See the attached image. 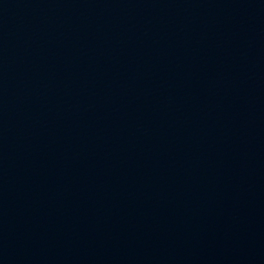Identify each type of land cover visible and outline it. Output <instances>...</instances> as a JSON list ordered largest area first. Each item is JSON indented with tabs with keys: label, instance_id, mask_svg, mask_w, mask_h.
<instances>
[{
	"label": "water",
	"instance_id": "1",
	"mask_svg": "<svg viewBox=\"0 0 264 264\" xmlns=\"http://www.w3.org/2000/svg\"><path fill=\"white\" fill-rule=\"evenodd\" d=\"M0 264H264V0H0Z\"/></svg>",
	"mask_w": 264,
	"mask_h": 264
}]
</instances>
